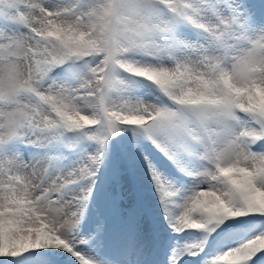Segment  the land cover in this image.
Masks as SVG:
<instances>
[{"label": "snow or ice", "instance_id": "snow-or-ice-1", "mask_svg": "<svg viewBox=\"0 0 264 264\" xmlns=\"http://www.w3.org/2000/svg\"><path fill=\"white\" fill-rule=\"evenodd\" d=\"M0 264H264V0H0Z\"/></svg>", "mask_w": 264, "mask_h": 264}, {"label": "rangeland", "instance_id": "rangeland-1", "mask_svg": "<svg viewBox=\"0 0 264 264\" xmlns=\"http://www.w3.org/2000/svg\"><path fill=\"white\" fill-rule=\"evenodd\" d=\"M143 185L150 191V192H152V190H151V185H150V181H148V179L145 177V179H144V182H143ZM149 192V193H150ZM150 197V196H149ZM153 197H150L149 198V200L150 201H153ZM155 210L157 211V217L159 218V219H161L162 220V214H160V212H159V207H158V205H156V207H155ZM161 229H166V225H163V224H161ZM169 231L170 230H166V231H164L163 232V234L165 235V236H167L168 234H169ZM172 235V237L174 238V239H179L180 238V234H171Z\"/></svg>", "mask_w": 264, "mask_h": 264}]
</instances>
